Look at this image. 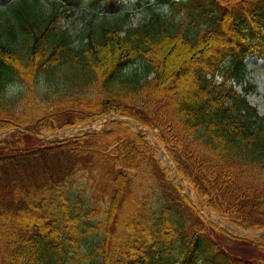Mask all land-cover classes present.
<instances>
[{"label":"trees","instance_id":"1","mask_svg":"<svg viewBox=\"0 0 264 264\" xmlns=\"http://www.w3.org/2000/svg\"><path fill=\"white\" fill-rule=\"evenodd\" d=\"M61 11L0 1V129L133 116L158 128L211 207L246 227L256 207L264 226V115L244 61L264 50V0H156L135 25L115 11L80 34ZM59 111L73 115L57 123ZM13 144L0 141V264H255L220 251L146 136L123 123Z\"/></svg>","mask_w":264,"mask_h":264},{"label":"rangeland","instance_id":"2","mask_svg":"<svg viewBox=\"0 0 264 264\" xmlns=\"http://www.w3.org/2000/svg\"><path fill=\"white\" fill-rule=\"evenodd\" d=\"M88 7L90 8L80 7L74 10H62L61 16L59 17L60 24L67 26L69 28V32L80 34L82 32L84 24L88 23V21L94 17L93 13L96 12L95 7ZM145 12L146 11L142 9L135 11L132 15H130V22L132 24H135L141 21L143 19V16L145 15ZM96 14L97 16L95 22L100 20L101 17L105 15V13L99 11ZM246 61L248 68V74L246 79L254 86L252 91L247 94L248 100L252 105H255L257 107L258 111L261 114H264V53L260 54L258 51L249 52L246 56ZM218 79L220 78L218 77ZM236 88L240 89L241 87L237 86ZM71 115H73V112L59 111L55 114L53 118L56 120L57 123H61L63 122V120H67L72 117ZM107 115L112 117L116 116L117 114ZM34 124L37 125L38 129H41L39 131L41 133L25 134L20 132L19 130H17L16 132H12V130L9 128H2L4 129V132H2V135H0V139L5 137L6 139L8 138L9 140L14 141V144L12 146L14 149L20 148L21 144H24L26 147H28L30 144L36 143V141L38 142V135L43 134L45 131V123L41 125V121H34ZM100 127V124H98L92 126L91 128L100 129ZM83 130H79L77 132L79 133ZM147 138L152 144V138H150L149 135H147ZM159 146L162 148L164 147L160 143ZM157 153L160 154L159 151ZM172 160H174V163L180 171V166L178 165L176 160L174 158ZM162 164H165V162L162 161ZM168 171L171 173V167L168 169ZM178 178L179 182L187 181L186 179H188V177L186 176H184V178L186 179L182 178V176ZM179 184L181 186V183ZM182 188L192 198V201H195L193 199V197L196 198L195 195L193 196L194 188L192 189L187 185L182 186ZM197 193L198 203L200 202L201 204H205L204 202H207L208 193H199L198 191ZM258 208H261L264 211V206ZM196 210H198L200 218L207 228V233L209 235L208 238L211 239L218 246V248H227L234 255L240 254L254 257L259 262L264 264V226L256 225L258 223L256 218L259 215L257 212H255L256 207H253L251 211V222H253L255 225L244 228L233 226V223L238 222V220L235 219L237 218L236 214H234L233 216H226L222 212L214 214L208 211L202 212L201 209L198 208H196Z\"/></svg>","mask_w":264,"mask_h":264}]
</instances>
